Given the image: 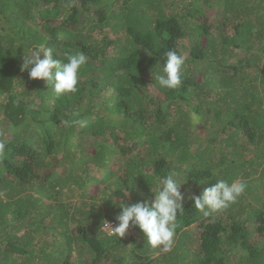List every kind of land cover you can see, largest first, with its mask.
Segmentation results:
<instances>
[{
	"label": "trees",
	"instance_id": "obj_1",
	"mask_svg": "<svg viewBox=\"0 0 264 264\" xmlns=\"http://www.w3.org/2000/svg\"><path fill=\"white\" fill-rule=\"evenodd\" d=\"M101 1L0 0V264H264V0ZM212 4H224L222 24L215 14L202 21ZM108 32L124 33L123 44ZM45 48L62 62L88 56L76 93L57 97L22 70L24 55ZM170 49L185 58L177 90L154 79ZM85 133L96 136L87 146ZM196 145L201 153L187 154ZM58 159L67 169L50 172ZM170 172L187 197L169 252L138 228L103 230L120 204L154 200ZM213 176L246 190L205 217L189 197ZM131 183L141 197H128ZM56 186L66 189L48 206L28 195Z\"/></svg>",
	"mask_w": 264,
	"mask_h": 264
},
{
	"label": "clouds",
	"instance_id": "obj_2",
	"mask_svg": "<svg viewBox=\"0 0 264 264\" xmlns=\"http://www.w3.org/2000/svg\"><path fill=\"white\" fill-rule=\"evenodd\" d=\"M217 5L220 4H212L210 8H214ZM215 8L219 12L222 9L220 7ZM218 17L221 20L220 24H222L228 16H225L222 10ZM207 18L209 19V17ZM236 19H238V16L231 17V23L234 24ZM213 29L216 30L215 28ZM53 52L52 48H45L42 51L33 49L28 56L24 55L22 70L28 71L29 77L33 80L45 81L57 97L76 93L81 79V72L87 64L88 56L82 51H77L66 54L67 61L62 62L60 59H53ZM41 53L43 58H41ZM164 57V63L154 79L161 89L177 90L183 83L182 75L185 58L174 49L165 52ZM165 102L164 98L163 103ZM170 109L172 108L170 107ZM170 111L173 113L172 110ZM193 120L195 123H199L200 117L193 113ZM211 127L212 125L208 129ZM46 132H50L49 126H46ZM214 137H217V133H214ZM198 146L200 148V144ZM3 148L4 145L0 143V150H3ZM196 148L198 149L197 151L188 149L187 154H198V151L201 153L197 145ZM213 178L209 179V182L205 185L196 186L193 184V189L200 190L199 188H204V190L202 193L198 191L199 193L196 195L199 196L189 197L194 202L195 210L201 212L205 217H210L227 209L246 190V184L242 181L233 180L228 182L224 179H219L210 184ZM138 184L134 185L131 183L128 185L130 189L134 190V193L129 189L127 190L130 192V195L127 193L129 198L139 195L141 188ZM182 185L177 180L176 174L170 172L159 180L155 194L151 188L154 200L145 199L140 202L132 201L131 204L122 203L119 205L120 212L116 216L117 222L107 221L104 224L111 234L118 237H124L130 228H138L151 248L169 252L176 236L178 213L183 211L185 195L181 192ZM194 185L196 188H194ZM54 195L55 197L57 196L55 189ZM139 197H141V194ZM108 222H115L116 225L112 226Z\"/></svg>",
	"mask_w": 264,
	"mask_h": 264
},
{
	"label": "rangeland",
	"instance_id": "obj_3",
	"mask_svg": "<svg viewBox=\"0 0 264 264\" xmlns=\"http://www.w3.org/2000/svg\"><path fill=\"white\" fill-rule=\"evenodd\" d=\"M116 1V0H115ZM108 2H110V0H102L101 1V4H103L104 6L106 5V3L107 4H110V3H108ZM108 6V5H107ZM106 7V6H105ZM215 7H220V8H223V4H220V5H217V6H215ZM210 8V7H203V9H202V15L204 16V15H206V16H204V18L202 19V21H204L205 19H206V17H211V14H215V15H220L219 14V11L216 9V8ZM111 10L112 11H118L119 10V7H118V5H116V6H111ZM252 12H253V10H252ZM208 19V18H207ZM233 25V24H232ZM110 27H107L106 29H107V31L108 30H110L109 29ZM98 33H100L99 31L96 33V34H98ZM109 33V32H108ZM93 34V32L90 34V35H92ZM122 35V36H121ZM124 33L123 34H111L110 35V33H109V37L107 38L108 40H110V39H118L119 40V42L120 43H122L123 44V42H122V38L124 37ZM103 38V37H102ZM110 52H113L114 54L116 53V50L114 49V48H111L110 49ZM236 61H237V56H235V63H236ZM262 65V64H261ZM151 90V92H153V93H156L157 92V90L156 89H154V88H151L150 89ZM104 94H107V96H108V90L106 89V90H104ZM34 102V101H33ZM38 103H39V101H38ZM34 104H35V102H34ZM99 107H101V106H97V108L94 110V111H96L97 112V114L100 116H104V114L105 115H108V112H106V111H104V110H100V108ZM97 114L95 113L94 114V116L96 115L97 116ZM36 121V120H35ZM81 129V125H79V127L77 126V125H75V127H74V130H75V133L77 134V132L79 131ZM214 129V127H211L210 129H208L207 131H205L204 132V135L206 136L207 135V133H208V131H212ZM12 134H15L16 135V133H12ZM9 137H12L11 135H9V133H7V136H6V138H9ZM95 138H96V136H94L93 134H89V133H85L84 135H83V138L81 139V142L83 143V145L84 146H87L88 144H91L94 140H95ZM211 157H215V158H217V157H219V155H217V154H211ZM52 159H50L49 160V162L51 161ZM58 160H60V159H58ZM195 159H193L192 161H194ZM191 161V164L193 163ZM59 164L61 165V166H59V167H57L56 166V168L55 167H51L50 168V172H59V171H61V173H64L63 171H65L67 168L65 167V165L67 164V162L66 161H64V160H60V162H59ZM64 165V166H63ZM219 172V171H218ZM60 173V174H61ZM56 179V176H55V178L52 180V181H54ZM207 180L208 179H206L204 182H202V183H200V184H204L205 185V183L207 182ZM50 181V180H49ZM215 181H217L216 180V177L214 176V178H213V180L210 182V184H213ZM209 182V181H208ZM207 182V183H208ZM206 183V184H207ZM48 184V183H47ZM61 187H64V189H66V187L65 186H61ZM194 188H196L195 187V185H194ZM38 189V188H37ZM64 189H62V188H60L59 186L57 187H55V190H56V192H57V195H58V192H60V193H64ZM200 190H198V189H193V191H201V193L203 192V190H204V188H199ZM40 190H41V192L40 193H38L37 191H33V190H31L30 192H28V195L29 194H32L34 197H35V199H37L38 201H40V203L41 204H43L44 203V205L45 206H48V205H50V203H54V198H50V196H54L55 197V195H54V190H51V189H48V188H45V189H42V188H40ZM127 193H128V195H130V192L129 191H127ZM184 193H188V192H184ZM200 193V194H201ZM185 196H187V195H185ZM21 197H27V194L25 193V194H22V195H16V196H14V197H9L8 198V200L9 201H12V202H15L16 200H19V198H21ZM63 198H66V195H64L63 196ZM50 210H55L54 208H51ZM194 227V228H193ZM192 229H190L194 234H195V236H196V245H199L200 244V242H199V239H198V234H199V232H198V230H197V227H195V225L194 226H192L191 227ZM135 231V228H130V230H128V232L126 233L127 234V236H130V235H132L133 234V232ZM185 231H188V229H186V228H182L181 229V233L182 232H185ZM161 255V253L160 252H158V253H155V258H158L159 256Z\"/></svg>",
	"mask_w": 264,
	"mask_h": 264
},
{
	"label": "built area",
	"instance_id": "obj_4",
	"mask_svg": "<svg viewBox=\"0 0 264 264\" xmlns=\"http://www.w3.org/2000/svg\"><path fill=\"white\" fill-rule=\"evenodd\" d=\"M108 223H109L110 225H112V226H115V225H116L115 222H108ZM104 230L110 233V231H109V229L107 228L106 225H104ZM110 234H111V233H110Z\"/></svg>",
	"mask_w": 264,
	"mask_h": 264
}]
</instances>
